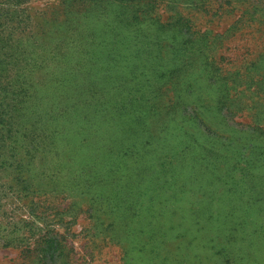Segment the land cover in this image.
Returning <instances> with one entry per match:
<instances>
[{"label":"rangeland","instance_id":"rangeland-1","mask_svg":"<svg viewBox=\"0 0 264 264\" xmlns=\"http://www.w3.org/2000/svg\"><path fill=\"white\" fill-rule=\"evenodd\" d=\"M0 113V264H264V0H0Z\"/></svg>","mask_w":264,"mask_h":264},{"label":"trees","instance_id":"trees-1","mask_svg":"<svg viewBox=\"0 0 264 264\" xmlns=\"http://www.w3.org/2000/svg\"><path fill=\"white\" fill-rule=\"evenodd\" d=\"M0 122L3 124V127L0 128V146L3 144H5L6 140L11 137L10 135V132H11V129H12V120H7L6 118H3L2 114L0 113ZM4 127H7V135H4V133L2 132V129ZM53 262H54V259H52Z\"/></svg>","mask_w":264,"mask_h":264}]
</instances>
